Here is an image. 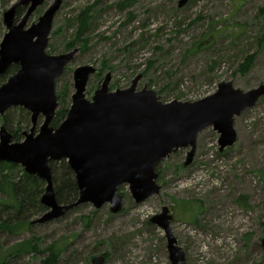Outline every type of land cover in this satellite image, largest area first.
I'll return each instance as SVG.
<instances>
[{
	"label": "rangeland",
	"instance_id": "1",
	"mask_svg": "<svg viewBox=\"0 0 264 264\" xmlns=\"http://www.w3.org/2000/svg\"><path fill=\"white\" fill-rule=\"evenodd\" d=\"M17 1L0 0V42L6 33L3 14ZM53 1L45 0L27 27L36 24ZM125 1L128 5L119 11L117 4ZM178 2L62 0L46 54L78 52L55 82L58 102L65 95L69 110L75 91L73 71L81 66L96 70L86 86L87 100L108 73L110 92L129 88L139 77L136 90H153L162 103L199 101L214 94L222 82H231L242 92L264 86V0H190L182 8ZM87 10L89 28L78 40L82 28L78 17ZM16 11L22 17L25 8ZM202 41L210 43L194 49ZM248 56L253 57L252 66L239 73V65ZM8 118L17 126L21 113L11 110ZM3 121L0 117V126ZM42 121L38 120L35 133ZM30 127L21 126L17 142ZM234 130L235 143L222 153L219 135L208 128L198 135L189 166H183L188 149L164 159L156 167L159 194L140 204L124 185L118 188L122 209L117 214L110 213L108 204L99 209L83 204L56 220L31 225L20 236L0 233V257L6 255L4 264H41L44 253L10 255L18 242L35 237L39 252L51 243L67 246L58 264H91L104 254V264H171L163 231L150 223L166 207L173 216L170 227L184 251L185 264H264L260 246L264 186L259 175L264 170V96L234 119ZM19 168L13 176L21 175ZM240 197L247 198V207L235 202ZM181 202L201 210L197 223L181 214Z\"/></svg>",
	"mask_w": 264,
	"mask_h": 264
},
{
	"label": "water",
	"instance_id": "2",
	"mask_svg": "<svg viewBox=\"0 0 264 264\" xmlns=\"http://www.w3.org/2000/svg\"><path fill=\"white\" fill-rule=\"evenodd\" d=\"M190 0H179L178 8ZM45 0H18L3 14L6 33L0 42V76L13 66L17 72L0 85V117L12 109L29 113L31 127L21 142L0 126V162L14 164L25 174L44 182L40 204L47 211L34 222L45 224L64 216L83 204L99 209L109 205L111 214L122 209L118 188L126 185L135 203L158 195L156 167L180 149H188L184 167L191 164L198 135L211 128L218 137L222 153L236 141L234 119L253 107L264 96V86L248 92L222 82L217 91L196 102H160L153 90L137 91L139 77L124 90L110 92L111 75L104 77L90 100L85 91L96 70L81 66L73 71L74 93L63 122L51 126L58 108L55 82L70 64L77 49L58 56L46 54L54 17L62 0H54L36 24L27 27L30 16ZM26 7L15 22L16 9ZM42 123L35 133L38 120ZM65 161L74 175L78 191L76 202L56 201L50 165ZM172 217L163 207L150 223L163 231L171 264H185V254L172 234ZM264 251V239L260 242ZM96 256L91 264H104Z\"/></svg>",
	"mask_w": 264,
	"mask_h": 264
},
{
	"label": "trees",
	"instance_id": "3",
	"mask_svg": "<svg viewBox=\"0 0 264 264\" xmlns=\"http://www.w3.org/2000/svg\"><path fill=\"white\" fill-rule=\"evenodd\" d=\"M128 1L117 4L119 11L125 9L128 5ZM83 19H82V18ZM89 12H83L78 19L81 20L82 28L78 33V40L81 35L86 33L89 24ZM16 18H21L20 11H17ZM209 41L199 42L194 49L204 47ZM210 43V42H209ZM253 64V57L248 56L244 59L243 63L239 65L237 71L239 73L247 72ZM18 69V66H11L7 72L0 76V85L5 82L8 75H12ZM14 74V73H13ZM63 100L58 103L60 109L56 111L55 117L51 123L53 128L58 127L61 122L65 119L68 112V101L64 100L66 96L63 95ZM16 110L21 113V121L17 126L10 123L8 120V113L11 110ZM4 120V121H3ZM2 121L4 126L11 132L13 142H17L20 138L21 126L24 125L26 128L30 125L29 114L22 108H13L8 110L4 116H2ZM19 166L14 164H9L6 162H0V233L9 234L12 236H20L24 231L29 230L32 225L31 218L37 216L38 214L45 213L47 211L40 204V198L44 192V182L35 176H29L24 173L22 168L20 169L21 175L18 177L13 176L14 170L18 169ZM52 172V183L54 187V193L56 201L61 205H69L76 202L78 197V191L75 185L74 175L69 169L65 161H60L56 163H51L50 165ZM260 180L264 186V170L259 172ZM236 203L244 204L246 206L247 198L240 197ZM184 210L181 214L187 217V221L191 223H197V217L201 213V210H197V207L192 203L181 202L179 204ZM43 213V214H44ZM39 239L32 237L29 240H23L18 242L10 253L12 254H37L44 253L46 257L42 260L41 264H58L61 256L66 253L67 246H61L59 243L49 244L42 252L38 250ZM104 257L106 254L103 255ZM6 255L4 254L0 257V264H4L6 261Z\"/></svg>",
	"mask_w": 264,
	"mask_h": 264
},
{
	"label": "flooded vegetation",
	"instance_id": "4",
	"mask_svg": "<svg viewBox=\"0 0 264 264\" xmlns=\"http://www.w3.org/2000/svg\"><path fill=\"white\" fill-rule=\"evenodd\" d=\"M18 8H25V10H26V7H18ZM17 10V9H16ZM16 13H17V11H16ZM15 16H16V14H15ZM16 18V17H15ZM21 19V18H20ZM15 21H16V19H15ZM13 66H15V65H13ZM171 215V214H170ZM172 217V219H173V216H171Z\"/></svg>",
	"mask_w": 264,
	"mask_h": 264
}]
</instances>
